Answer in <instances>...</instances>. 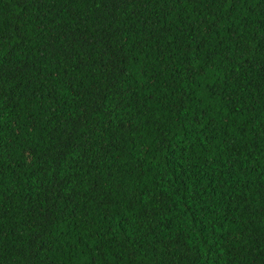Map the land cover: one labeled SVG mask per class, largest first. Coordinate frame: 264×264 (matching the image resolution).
<instances>
[{
  "label": "trees",
  "instance_id": "obj_1",
  "mask_svg": "<svg viewBox=\"0 0 264 264\" xmlns=\"http://www.w3.org/2000/svg\"><path fill=\"white\" fill-rule=\"evenodd\" d=\"M0 264H264V0H0Z\"/></svg>",
  "mask_w": 264,
  "mask_h": 264
}]
</instances>
